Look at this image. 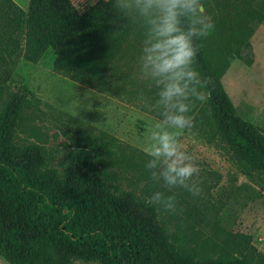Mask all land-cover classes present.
Instances as JSON below:
<instances>
[{"label":"trees","instance_id":"obj_1","mask_svg":"<svg viewBox=\"0 0 264 264\" xmlns=\"http://www.w3.org/2000/svg\"><path fill=\"white\" fill-rule=\"evenodd\" d=\"M214 22L208 36H225V50L252 63L251 36L264 23V0H203ZM119 17L111 0H97L80 11L72 0H30L27 9L15 0H0V71L9 73L21 59L37 64L48 49L56 69L73 68L122 90L134 72L142 36L135 24ZM208 37L197 55L211 98L193 108L195 125L186 130L223 149L243 171L264 178V127L239 115L222 77L229 66L221 47ZM156 89L150 86L141 109L154 117ZM35 94L23 84L0 111V256L10 264H264V252L252 234L226 231L208 253L188 247L180 233H170L159 208L146 197L113 184L111 167L127 163L145 168L142 149L117 138L86 137L59 151L36 139H17L25 110ZM183 191V189H180ZM167 191V190H165ZM171 194V193H168ZM181 225L201 224L215 205L204 207L177 194ZM187 203V205H184ZM161 217L157 220L156 217Z\"/></svg>","mask_w":264,"mask_h":264},{"label":"rangeland","instance_id":"obj_2","mask_svg":"<svg viewBox=\"0 0 264 264\" xmlns=\"http://www.w3.org/2000/svg\"><path fill=\"white\" fill-rule=\"evenodd\" d=\"M237 1L233 0V6ZM207 39L212 49L218 46L226 52L225 36H217L214 41ZM250 40L252 63L226 52L229 66L222 82L239 115L264 127V35L255 33ZM141 49L142 41L137 47L140 52L134 51V72L120 91L108 87L92 74L73 68L56 69L51 48L37 64L21 59L11 73L0 71V111L13 91L25 84L35 96L33 106L24 111L17 129L19 142L34 140L38 135L48 147L63 151L75 141L103 136L109 142L119 138L142 149L147 130L158 118L141 109L152 84L140 70ZM87 91H93L90 100L85 101L91 103V110L82 109L78 103ZM180 139L201 168L196 179L203 191L199 197L180 188L172 191L181 193L187 202H196L201 207L210 203L215 207L201 224L186 225H181L186 217L185 208H177L175 213L159 208L168 231L180 233L188 247L200 244L208 253H214L215 242L223 238V234L216 235L220 227L226 231H243L252 234L255 245L264 252V178L247 175L223 149L209 145L190 131L184 130ZM111 170L113 184L140 196L154 186L145 171L127 163L117 164ZM0 264L10 263L0 256Z\"/></svg>","mask_w":264,"mask_h":264},{"label":"clouds","instance_id":"obj_3","mask_svg":"<svg viewBox=\"0 0 264 264\" xmlns=\"http://www.w3.org/2000/svg\"><path fill=\"white\" fill-rule=\"evenodd\" d=\"M109 2V0H105ZM116 14L135 24L142 36L140 70L157 90L154 103L148 105L158 119L147 130L142 152L148 159L145 168L159 190L146 197L149 206L166 212L177 211V193L183 189L194 197L202 194L197 177L201 168L181 143V134L195 125L191 114L196 102L211 98L209 81L197 68L201 44L214 29L203 0H111ZM93 91L78 99L82 109L91 110ZM167 190V191H165ZM171 193V194H168ZM157 220L161 217L157 216Z\"/></svg>","mask_w":264,"mask_h":264},{"label":"crops","instance_id":"obj_4","mask_svg":"<svg viewBox=\"0 0 264 264\" xmlns=\"http://www.w3.org/2000/svg\"><path fill=\"white\" fill-rule=\"evenodd\" d=\"M19 5H21L23 8L27 9L28 5H29V1L30 0H15ZM73 3L76 5V7L80 10V11H86L93 3H95L97 0H72ZM258 26H262L261 28L257 29ZM258 34V35H261L263 34L264 35V23H260L257 25L255 31L253 34ZM252 43V41H251ZM255 45V44H254ZM253 46V44H252ZM262 53H264V47L262 49ZM256 61L257 60V57H256ZM263 63H264V59H263Z\"/></svg>","mask_w":264,"mask_h":264}]
</instances>
